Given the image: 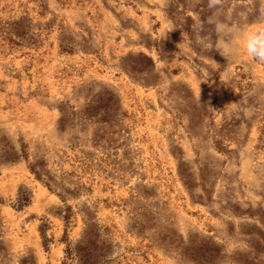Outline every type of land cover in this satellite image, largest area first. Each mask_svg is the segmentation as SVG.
Wrapping results in <instances>:
<instances>
[{
    "label": "rangeland",
    "instance_id": "obj_1",
    "mask_svg": "<svg viewBox=\"0 0 264 264\" xmlns=\"http://www.w3.org/2000/svg\"><path fill=\"white\" fill-rule=\"evenodd\" d=\"M262 13L0 0V264H264Z\"/></svg>",
    "mask_w": 264,
    "mask_h": 264
},
{
    "label": "clouds",
    "instance_id": "obj_2",
    "mask_svg": "<svg viewBox=\"0 0 264 264\" xmlns=\"http://www.w3.org/2000/svg\"><path fill=\"white\" fill-rule=\"evenodd\" d=\"M220 2L221 0H210V6H215ZM244 47L249 56L264 62V27H257L246 32L244 34Z\"/></svg>",
    "mask_w": 264,
    "mask_h": 264
},
{
    "label": "trees",
    "instance_id": "obj_3",
    "mask_svg": "<svg viewBox=\"0 0 264 264\" xmlns=\"http://www.w3.org/2000/svg\"><path fill=\"white\" fill-rule=\"evenodd\" d=\"M29 169H30V171L36 176V177H38V174L36 173V171L35 170H33L31 167H29ZM25 200H21V201H27V199L26 198H24ZM25 202H22L21 204H19V205H23ZM64 217V220L65 221H67V219H68V216H67V213L63 216ZM63 241L65 242V248H64V253H65V256H64V258L66 259L67 257H70V255H71V249H70V244H69V240H68V235H67V233H66V230L64 229L63 230ZM66 262L65 261H62V264H65Z\"/></svg>",
    "mask_w": 264,
    "mask_h": 264
}]
</instances>
